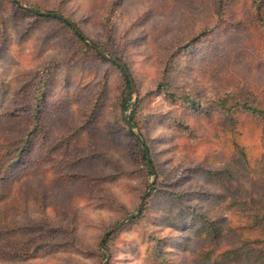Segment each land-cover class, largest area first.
<instances>
[{
    "label": "rangeland",
    "instance_id": "374dc122",
    "mask_svg": "<svg viewBox=\"0 0 264 264\" xmlns=\"http://www.w3.org/2000/svg\"><path fill=\"white\" fill-rule=\"evenodd\" d=\"M112 1L20 0L102 42L128 65L133 93L61 21L0 0V137L14 148L34 131L0 180V264H104L102 236L137 213L157 177L142 215L106 239L110 264H249L254 254L264 264V241L225 260L233 235L205 233L202 218L224 217L226 230L240 202L263 196L264 114L249 108H264V3L257 13L252 0L220 10L218 0H119L107 17ZM164 73L175 99L157 89ZM139 99L157 175L122 120Z\"/></svg>",
    "mask_w": 264,
    "mask_h": 264
},
{
    "label": "trees",
    "instance_id": "16d2710c",
    "mask_svg": "<svg viewBox=\"0 0 264 264\" xmlns=\"http://www.w3.org/2000/svg\"><path fill=\"white\" fill-rule=\"evenodd\" d=\"M118 1L119 0H113L111 2V4L108 7V10H107V17H110L116 13ZM13 2L16 5L18 4L15 0H13ZM223 2H224V0H218L219 10L222 9ZM263 3H264V0H252V8L257 13H261L262 8H263ZM31 8L38 10V11H42L39 8H34V7H31ZM27 12L33 13L30 10H27ZM46 12H48V11H46ZM48 13L59 14L63 17L70 19L69 17L65 16L63 13L56 12L55 10H51V12H48ZM35 14L37 16L40 15L37 13H35ZM41 16H51V17H54L55 19L61 21L64 25L69 27L72 30V32H74V34L79 38V40L81 42H83L86 45V47L88 49L94 51L99 58L105 59L91 46V44L86 42V40L81 36V34H79V32H77L75 30V28H73V26L70 23H68L66 20H64L63 18H59L57 16H52V15H41ZM71 21L74 24H76L73 20H71ZM77 27L79 28L78 25H77ZM80 31L84 34V32L81 29H80ZM93 42H95V44H97L99 47H101L105 52H108L105 45L102 42H96V41H93ZM115 58H118V57H115ZM118 59H120V58H118ZM121 61H123V60H121ZM111 63L113 65L117 66L120 69V71L122 72L123 78H124V83H125V91L130 93L131 81H130L126 71L124 70V68L115 64L114 62H111ZM124 63L126 64V62H124ZM127 67H128V65H127ZM128 69H129V67H128ZM129 71H130V69H129ZM45 72H46V70H45ZM130 73H131V71H130ZM131 76L133 78L132 73H131ZM45 82H46V80L43 77L40 80V86H45ZM133 82H134V80H133ZM134 84H135V82H134ZM170 85H171V82L169 80V77L167 76L166 73H164L163 76L161 77L160 81L157 84V89L160 91V93H164L167 97L175 99V94L171 90H168ZM41 95H45V91H42ZM127 96H124L122 98V102H123L122 110L124 112L128 109V106L125 104ZM139 101H140V99L133 105V109L129 114H123L122 120L126 126L128 133L133 137V139L136 141L137 145L143 144V146L140 148V155H141V159H142V164L145 167L147 174L149 176L157 175V169H156L154 159L152 157L151 148L147 144V142L144 138L142 122H141L140 118L138 119L137 110H138V102ZM190 104H194L193 100H190ZM245 108H246V106H245ZM249 110L253 111V113H255V114H260V115L264 114V108L259 107L256 104L255 105L251 104V107L249 108ZM34 121H35V126H38L39 122H40V106H39V104H35ZM129 122L131 123L132 127L130 126ZM133 128L137 129V133L134 132ZM227 130L230 131L231 129H227ZM33 134H34V131H30L29 133L25 134L23 137L19 138L17 140L18 144H15L14 148L11 147V144L13 142L12 140H8L5 137H0V163H2V164H0V180L5 178V176L7 175L8 167L11 165V163L18 161L21 158L22 154L28 150V148L30 147L31 137ZM145 147L149 151V158L147 156ZM247 164H248V162L246 161V165ZM151 167L153 168V170L151 169ZM247 168H249V165H247ZM150 184H151V186H150L151 190H150V192L147 193V195L144 199V203L146 202L147 197L149 195H151L152 192L157 190L158 186H160V182L158 180V177L153 182H150ZM252 188L253 187H250L251 190H253ZM242 191H243L242 187L237 188L238 193L241 194ZM262 195L263 196L260 199L259 198L256 199L257 196L252 195V198H250L249 200H243V202H240V203H244L245 206H241L240 208H235L234 216H236L237 218H236V220H234L233 222H230L226 226L227 227L226 230L224 229V217H221L219 220L216 221V220L210 219L206 215L202 216V218L204 219V223H205V226H204V232L205 233H208V234L211 233L218 238H222L226 232L230 235L231 234L233 235L234 238L232 239V241H230L228 246L226 248H224L223 251L221 252V257H223L225 260H227V259L238 260L242 257V251L240 252V250H242V248H245L247 246L250 247L252 244H254L256 242L264 241V192L262 193ZM234 203H236V202H234ZM248 206H250V207H248ZM138 215H142V211ZM240 215L242 218L239 219L238 216H240ZM113 233H111V234H113ZM111 234L108 236V238L111 236ZM105 245H106V243H105ZM109 250H110V257H109L108 264H110L111 255H112V251L110 248H109ZM254 257L255 258H252V255H250V256L246 255V259H247V261H249V264H259L256 261L259 260V258L262 259V257H260L259 255L257 256L256 254H254ZM105 259H106V257H105Z\"/></svg>",
    "mask_w": 264,
    "mask_h": 264
},
{
    "label": "water",
    "instance_id": "95a60500",
    "mask_svg": "<svg viewBox=\"0 0 264 264\" xmlns=\"http://www.w3.org/2000/svg\"><path fill=\"white\" fill-rule=\"evenodd\" d=\"M15 1L18 2L19 4H22V3L20 2V0H15ZM22 5H23V4H22ZM23 7H25L26 9H28V10H30V11H32L33 13H37V14H40V15H52V16H57V17H59V18H63V19L66 20L68 23H70V24L73 26V28H75V30H76L77 32H79V34H81V36H82L85 40H87V41L91 44V46H92V47H93V48H94V49H95V50H96V51H97V52H98L103 58H105L106 60H108V61H110V62H114L115 64H117V65L121 66L122 68H124V70L126 71L128 77H129V79H130V81H131V91H130V93H133V92H134V90H135V84H134V82H133V78H132V76H131V73H130V71H129L127 65H126L123 61H121L120 59L115 58V57H113V56L107 54V53H106L101 47H99L97 44H95V42L89 40V39L87 38V36H86L85 34H83V33L80 31V29L77 27V25L74 24L70 19H68V18H66V17H63V16H61V15H59V14L48 13V12H45V11H38V10H35V9H33V8H31V7H28V6H26V5H23ZM129 97H130V94L127 96L126 101L129 99ZM125 103H126V102H125ZM129 124H130V126L132 127V125H131L130 122H129ZM145 150H146L147 156H148V158H149V151H148V149H147L146 147H145ZM151 169L153 170L152 167H151ZM150 186H151V184H149V187H150ZM148 191H149V188L145 191L144 196H143V198H142V200H141V202H140V205H139V208H138V211H137L136 214H130V215H128L126 218H124L123 220H121L118 224H116L115 226H113L112 228H110L108 231H106V232L104 233V235L102 236V238H101V245L103 246V248L105 249V251H106V253H107V256H106V259H105L104 264H108L109 257H110V250H109V248L105 245V241H106V239L108 238V236H109L111 233H113L114 231H116L117 229H119L121 226H123V224L126 223L129 219H131L132 217L138 215V214L141 212L142 206H143V204H144V199H145V197H146Z\"/></svg>",
    "mask_w": 264,
    "mask_h": 264
}]
</instances>
